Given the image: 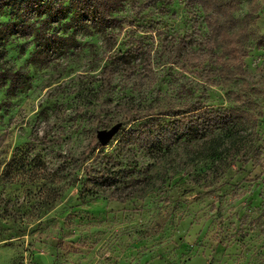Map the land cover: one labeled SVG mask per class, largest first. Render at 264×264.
Segmentation results:
<instances>
[{
  "label": "rangeland",
  "instance_id": "rangeland-1",
  "mask_svg": "<svg viewBox=\"0 0 264 264\" xmlns=\"http://www.w3.org/2000/svg\"><path fill=\"white\" fill-rule=\"evenodd\" d=\"M239 1L237 13L245 10ZM262 4L250 26L259 36ZM114 18L101 32L58 28L76 46L44 66L29 59L30 41L7 43L1 63L24 77L9 91V82L0 89V264H264V40H250L240 74L225 84L215 67L218 53L205 51L207 30L193 0H123ZM8 19L0 12L1 23ZM227 90L245 92L249 101L239 105ZM194 100L252 114L257 123L248 161L235 160L215 179L202 158L182 166L191 134L161 149L127 144L114 150L124 129L149 120L162 125L170 108ZM129 109L151 115L131 120ZM113 124L117 131L93 154L103 149L121 166L140 169L165 149L166 174L146 197L128 199L118 190L119 200L80 201L70 177H42V168L51 171L65 155L78 159L97 130ZM44 186L59 195L35 225L37 202L52 197ZM65 215L70 233L57 246L55 232L45 227Z\"/></svg>",
  "mask_w": 264,
  "mask_h": 264
},
{
  "label": "trees",
  "instance_id": "trees-1",
  "mask_svg": "<svg viewBox=\"0 0 264 264\" xmlns=\"http://www.w3.org/2000/svg\"><path fill=\"white\" fill-rule=\"evenodd\" d=\"M122 2L123 0H0V12L6 11L9 16L6 22H0V89L6 87L9 82L6 88L9 91L24 77V74L19 71L12 72L1 63L6 54L7 43L12 38H21L34 44L35 48L29 59L39 66H44L57 54L76 46L72 34L59 35L58 28L82 34L104 31L115 24L114 13ZM193 2L201 12V19L207 30L205 51L218 53L222 61L215 67L218 69L220 82L226 84L235 75L240 74L242 68L240 59L247 55L250 40L256 42L264 40V34L262 36L253 34L250 28L263 7L264 0H244L245 10L240 13H237L241 9L239 0H193ZM105 71L107 73L105 84L108 85L110 78L108 67ZM230 94L239 105L249 101L245 92L237 96L227 90L226 95ZM1 108L0 103V110ZM168 111L170 118L162 125L149 120L148 124L124 129L114 150L127 144L148 150L155 147L161 149L171 139L191 134L192 138L185 141L186 155L181 161L182 166L189 160L202 158L209 163V166L205 167L206 172L215 179L235 160L248 161V145L254 134L252 125L257 123L250 112L234 106L227 109L207 108L199 100L182 104L180 108H170ZM126 114L130 115L131 120L151 115L141 109H129ZM247 125L250 126L249 131L246 130ZM98 147L100 145L96 139H91L80 152L78 159L71 155L62 156L60 164L51 171L42 168V177L48 180L58 175L63 178L70 177L72 184H79L77 198L80 201L97 197L110 201L119 200L115 194L118 190L126 191L128 199L141 200L154 189L156 182L163 181L166 174L163 166L166 162L165 149L154 162L139 169L135 165L121 166L112 152L103 149L93 154L92 151ZM76 170L80 175L74 173ZM203 171L204 169L201 172ZM199 180L200 177L194 176L191 182L198 184ZM54 187H42L41 190L48 192L52 197L47 201L37 202L36 209L39 211L35 225L45 221L41 219L45 210L52 207L59 195ZM67 219L65 215L60 219L61 223H57L55 219L52 225L46 224L45 229H48V233L55 232L57 246L70 233L68 229H71V224L69 221L67 223ZM59 224L64 227V231L57 227Z\"/></svg>",
  "mask_w": 264,
  "mask_h": 264
},
{
  "label": "water",
  "instance_id": "water-1",
  "mask_svg": "<svg viewBox=\"0 0 264 264\" xmlns=\"http://www.w3.org/2000/svg\"><path fill=\"white\" fill-rule=\"evenodd\" d=\"M118 124H113L109 126L108 129L97 130L96 141L99 145L103 146L109 141L113 134L117 131Z\"/></svg>",
  "mask_w": 264,
  "mask_h": 264
}]
</instances>
